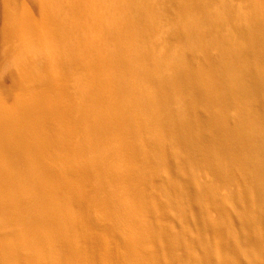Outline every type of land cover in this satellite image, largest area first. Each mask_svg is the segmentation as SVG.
I'll return each instance as SVG.
<instances>
[{
	"label": "bare ground",
	"instance_id": "1",
	"mask_svg": "<svg viewBox=\"0 0 264 264\" xmlns=\"http://www.w3.org/2000/svg\"><path fill=\"white\" fill-rule=\"evenodd\" d=\"M4 1L0 43L46 29L62 89L1 81L0 264H264V0H160L151 34L158 0Z\"/></svg>",
	"mask_w": 264,
	"mask_h": 264
},
{
	"label": "rangeland",
	"instance_id": "2",
	"mask_svg": "<svg viewBox=\"0 0 264 264\" xmlns=\"http://www.w3.org/2000/svg\"><path fill=\"white\" fill-rule=\"evenodd\" d=\"M158 1L159 2L153 4L154 6H156V8L152 9L151 15L150 13H148L150 16H152L151 19H154L152 20L154 26L151 27V29L149 30V34H151V31L154 32L156 29H162V28L165 29L167 27L165 26L166 24H164L166 23L167 12L164 11V8H163L164 6H162L161 1L160 0ZM216 1L218 0H215V1L212 0V2L214 3L209 6L208 11L211 10L213 13L214 9L219 7L218 4L220 2L219 1L216 2ZM40 2L45 7L49 8L51 11L53 10L52 11L53 13L59 14L61 11V6L58 0H40ZM241 2L242 0H234L232 5L235 9H237L239 7V3L241 4ZM29 8H31V10L34 11L31 5H29ZM23 9L24 8L22 6H19L18 10L15 11L13 8V5H9V3L5 2L4 0H0V12L9 14L10 15L9 17L13 23L16 22L17 19H19L17 14L19 11L20 12L23 11ZM200 14H203V15H200ZM200 14H195L194 12L184 14L182 26L185 23H187V21L193 22V20H195L194 22H197L199 20L200 22L202 20H205L208 17V14L206 13H200ZM178 15H179V12L176 6L169 11V17H172L173 19H176ZM233 17L234 16H232V19ZM163 25L165 28L163 27ZM24 26L25 25H23V27ZM36 27H37V30L39 31L36 34H17L13 36L14 46L12 48L0 43V46L3 45L2 49H4L5 51L9 53L8 59L5 60L0 65V86H1V81H3L10 74H13L17 77L21 74H26L27 76L37 78L39 82L37 83L36 86L40 87L45 92L49 86L53 89V91H56V92L62 89L61 78H60L61 74H60V71L57 65V60L59 59L58 57L59 42L56 39L51 38L50 35L46 32V29L44 30L39 25H36ZM54 27L56 28L57 25L54 24ZM163 29L162 31H164ZM0 30L3 31V26L1 24H0ZM161 42L162 41H159L158 43H156V53L159 52L162 48ZM185 42H186L185 38L172 41V42H168L169 48L167 49L166 53L162 56L160 70L165 69V64L167 63L169 57L174 56L176 59L179 58L180 50L182 49V47H184ZM161 53L162 52H160L159 55H161ZM72 78L74 79V76H72ZM7 87H9L10 89L13 88L11 83H8ZM0 95L2 94L0 93ZM178 103L179 102L177 101L174 104V106L177 105ZM0 107L5 108L6 111H10L9 107H6L3 105L2 98H0ZM51 155H52L51 157L55 160L54 164L51 165V168L53 169V171H56V170L61 171V172H71L72 171V169L67 163L65 162L58 163L60 159L64 161L63 157L65 156H61V154H58V152H55V151H51ZM70 184L72 183H69V185ZM224 190L225 189H222L223 192ZM97 200L98 198L94 200V204H92L94 206L93 208L90 209L91 210L90 213L92 214L91 216L93 219H95L96 222L93 221V223L91 222L89 225L87 224L86 227L90 231L95 232L102 237L108 238V237H111V236H108V233H110L111 231L107 229L108 227H104L101 225L102 224V220H101L102 212L100 211L99 206L97 205L98 204ZM93 215L94 216L96 215V216L94 217ZM81 238L83 239L84 237H81ZM80 254L82 256H86L87 252L85 250H82Z\"/></svg>",
	"mask_w": 264,
	"mask_h": 264
}]
</instances>
